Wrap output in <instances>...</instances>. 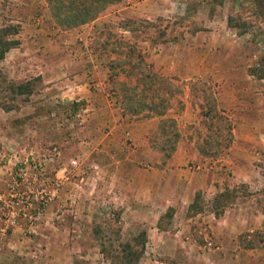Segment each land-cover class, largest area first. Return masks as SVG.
<instances>
[{
	"label": "rangeland",
	"instance_id": "1",
	"mask_svg": "<svg viewBox=\"0 0 264 264\" xmlns=\"http://www.w3.org/2000/svg\"><path fill=\"white\" fill-rule=\"evenodd\" d=\"M50 4L0 0V264H209L155 252L182 234L130 182L149 167L198 172L191 211L233 208L223 264H264V0H118L70 28Z\"/></svg>",
	"mask_w": 264,
	"mask_h": 264
},
{
	"label": "crops",
	"instance_id": "2",
	"mask_svg": "<svg viewBox=\"0 0 264 264\" xmlns=\"http://www.w3.org/2000/svg\"><path fill=\"white\" fill-rule=\"evenodd\" d=\"M142 171L143 172H140V176L145 177V180L136 178V180H131L130 182L135 188L143 190L149 195L152 204L151 207H146V211L150 213V219L158 225L163 219L176 221L178 224L173 226L172 234L173 236H177L179 233L182 234L180 237L178 236L179 241L176 239L180 243L179 246L174 245L173 250L167 245L165 246L168 247L167 249H164V246H160V248L158 246L159 250L155 252L159 253L162 251L168 255L184 253V255L189 256L196 253L197 255H201L209 264H223L226 261L230 262L233 256L230 252L237 246L234 240L236 234L233 226V208L228 211H223L217 217H215L213 213H210V216L207 218L202 213H194L191 211V204L194 199L193 194L197 188L195 183L200 180L198 172L189 171L187 169L175 171L176 178L173 181L174 186H171V181L168 180V178L164 179L165 174L169 175L173 173L168 167H165L161 171L156 167H149V170L142 169ZM147 177H149V180H146ZM202 187L201 185L200 188ZM206 187L207 186H204V188ZM166 189H173L174 194L172 196L168 193L166 194ZM218 190H220V186L216 185V182H212L210 191L216 192ZM186 213H188V215H186ZM196 222L202 225L203 233L201 235L205 240L202 244L197 243L195 239H193L194 235L188 233V230H186L187 227H190L192 223ZM155 231L157 232L156 228ZM197 238H199V236H197ZM207 239H210L213 245ZM233 257H236V255ZM159 264L167 263L162 261L161 263L159 262Z\"/></svg>",
	"mask_w": 264,
	"mask_h": 264
},
{
	"label": "trees",
	"instance_id": "3",
	"mask_svg": "<svg viewBox=\"0 0 264 264\" xmlns=\"http://www.w3.org/2000/svg\"><path fill=\"white\" fill-rule=\"evenodd\" d=\"M51 2L50 9L53 10L56 24L61 28H70L76 24H82L94 18L95 14L102 8L106 2H116L118 0H47ZM229 25V22H228ZM0 30V34H1ZM1 38V37H0ZM11 42L5 43L0 40V60L3 58L4 53L8 50ZM263 78L262 76H258ZM191 204L193 209L194 205ZM195 212V211H194ZM142 247V246H141Z\"/></svg>",
	"mask_w": 264,
	"mask_h": 264
},
{
	"label": "built area",
	"instance_id": "4",
	"mask_svg": "<svg viewBox=\"0 0 264 264\" xmlns=\"http://www.w3.org/2000/svg\"><path fill=\"white\" fill-rule=\"evenodd\" d=\"M71 164H72V165H74V164H75V161H74V160H72V161H71ZM54 186H56V187H57V186H58V184H57V183H54ZM44 194H45V193H44ZM44 201H45V200H43V202H42V203H44ZM42 203H41V204H42ZM42 205H43V204H42Z\"/></svg>",
	"mask_w": 264,
	"mask_h": 264
}]
</instances>
